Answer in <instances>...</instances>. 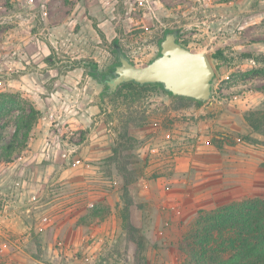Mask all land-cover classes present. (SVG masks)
I'll list each match as a JSON object with an SVG mask.
<instances>
[{
  "label": "rangeland",
  "instance_id": "rangeland-1",
  "mask_svg": "<svg viewBox=\"0 0 264 264\" xmlns=\"http://www.w3.org/2000/svg\"><path fill=\"white\" fill-rule=\"evenodd\" d=\"M175 30L214 66L212 95L203 104L176 107V96L159 88L118 94L120 86L111 92L90 75L88 61L115 75V41L134 64L145 66ZM85 92L98 102V114L83 109ZM0 94L5 161L30 139L24 141L21 123L31 107L57 132L67 121L63 144L81 152L102 120L110 153L88 162L103 164L102 192L116 201L122 221L118 238L92 264H196L185 248L200 211L264 199V0H0ZM89 117L84 129L70 126ZM181 162L188 183L176 192L170 182L159 184L160 177H174L169 168ZM159 187L175 194L167 196L174 198L171 206L136 202L144 191L155 197ZM111 205L88 208L83 224L107 216ZM158 207L170 214L168 222L154 217Z\"/></svg>",
  "mask_w": 264,
  "mask_h": 264
},
{
  "label": "crops",
  "instance_id": "crops-1",
  "mask_svg": "<svg viewBox=\"0 0 264 264\" xmlns=\"http://www.w3.org/2000/svg\"><path fill=\"white\" fill-rule=\"evenodd\" d=\"M88 84L92 82L83 81V85ZM90 97L91 93L83 94V109L89 108V112L98 114L99 104L92 103ZM83 113L86 115L85 110ZM38 120L24 148L17 149L8 161L0 156V202L4 203L0 205V264H92L90 260L118 238L122 217L116 201L103 195L106 194L102 192L103 164L87 168L76 165L74 159L83 157L84 163H88L109 155L104 149V124L99 120L92 131L94 134L87 131L81 152L63 144L61 136L66 129L61 127L67 121L57 125V132L50 127L52 121L46 116ZM92 120L83 118V123L72 122L70 126L84 129ZM68 151H72L70 158H65L63 154ZM183 165L181 162L169 168L175 170L174 177H160L159 184L170 182L174 192L187 184ZM159 189L155 197L145 195L144 191V195L135 197L136 202L150 200V205L171 206L174 198L167 196L175 194ZM97 199L101 202H95ZM109 202L112 205L107 216L83 224L88 208ZM44 217L49 220L45 221ZM154 217L164 224L170 214L158 207ZM78 252L88 253L89 257H74Z\"/></svg>",
  "mask_w": 264,
  "mask_h": 264
},
{
  "label": "trees",
  "instance_id": "trees-1",
  "mask_svg": "<svg viewBox=\"0 0 264 264\" xmlns=\"http://www.w3.org/2000/svg\"><path fill=\"white\" fill-rule=\"evenodd\" d=\"M178 41L186 46L182 41ZM119 45L118 40L114 42L116 66L120 64ZM87 66L92 69L90 75L98 79V74H101L98 64L95 61H88ZM158 88L164 90L163 84L140 85L132 81L123 83L116 93L120 94L125 90L141 92ZM174 98L179 104L176 107L187 106L191 101L197 105L203 104L202 101L185 97ZM40 114L39 109L31 107L26 119L21 123L24 128L22 132L24 141L28 140ZM21 125L17 126L14 133L15 140L20 136ZM15 142L12 140L7 148L12 149ZM23 146L25 147V144ZM131 182L132 180L127 178L123 188V197L127 206L132 202L128 193V185ZM90 215L98 216L97 213ZM188 239L191 243H187L185 251L196 264H264V199L231 202L213 210L200 211L192 224Z\"/></svg>",
  "mask_w": 264,
  "mask_h": 264
},
{
  "label": "water",
  "instance_id": "water-1",
  "mask_svg": "<svg viewBox=\"0 0 264 264\" xmlns=\"http://www.w3.org/2000/svg\"><path fill=\"white\" fill-rule=\"evenodd\" d=\"M120 64L108 82L111 92L126 82L140 85L161 83L176 97L205 102L211 98L214 66L206 52H196L178 41V31L168 33L161 42L160 53L147 65L134 64L120 49ZM103 74H98L102 79Z\"/></svg>",
  "mask_w": 264,
  "mask_h": 264
},
{
  "label": "built area",
  "instance_id": "built-area-1",
  "mask_svg": "<svg viewBox=\"0 0 264 264\" xmlns=\"http://www.w3.org/2000/svg\"><path fill=\"white\" fill-rule=\"evenodd\" d=\"M71 153H72V151H68V152H66V153H64L63 154V156L65 157V158H70V155H71ZM74 163L77 165V164H83V165H85L87 168H90L92 165L88 162V163H84V161H82V159L80 158V157H76L75 159H74ZM0 205H4V203H2V202H0ZM44 220L45 221H47V220H49V218L48 217H44Z\"/></svg>",
  "mask_w": 264,
  "mask_h": 264
},
{
  "label": "flooded vegetation",
  "instance_id": "flooded-vegetation-1",
  "mask_svg": "<svg viewBox=\"0 0 264 264\" xmlns=\"http://www.w3.org/2000/svg\"><path fill=\"white\" fill-rule=\"evenodd\" d=\"M103 74V78L102 83H105L109 88H111V86L108 85V82L111 81L113 79V77H115V75L111 74V73H101Z\"/></svg>",
  "mask_w": 264,
  "mask_h": 264
}]
</instances>
